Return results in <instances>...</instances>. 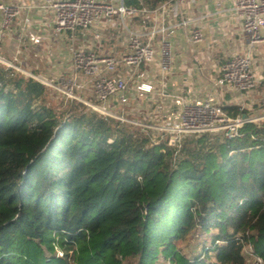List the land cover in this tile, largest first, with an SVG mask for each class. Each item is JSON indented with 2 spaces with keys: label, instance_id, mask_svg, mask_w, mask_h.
<instances>
[{
  "label": "trees",
  "instance_id": "trees-1",
  "mask_svg": "<svg viewBox=\"0 0 264 264\" xmlns=\"http://www.w3.org/2000/svg\"><path fill=\"white\" fill-rule=\"evenodd\" d=\"M44 88L0 65V264H246L247 243L264 258V120L176 154L90 107L36 103Z\"/></svg>",
  "mask_w": 264,
  "mask_h": 264
},
{
  "label": "built area",
  "instance_id": "built-area-1",
  "mask_svg": "<svg viewBox=\"0 0 264 264\" xmlns=\"http://www.w3.org/2000/svg\"><path fill=\"white\" fill-rule=\"evenodd\" d=\"M184 1L167 0L155 8H149L143 4L128 5L124 0H42L40 7L51 12L56 33L91 29L105 20L116 18L123 22L128 31V49L123 55H100L94 50H84L74 45L70 47L72 73L66 76L53 72L56 81H42L72 97H75L76 91H83L91 86L95 102H86L100 114L110 116L112 101L129 103L134 98L145 96L153 88L149 83L140 82L134 95L129 88L131 76L120 74L118 71L121 67H128L135 73L141 65L154 63L157 58L158 69L163 78L172 68L171 38L178 28L186 31V40L190 44H199L204 40L203 29L196 23V19L185 15ZM28 9L30 5L0 2V44L9 35L18 16ZM233 13L239 19L243 31L249 35L250 48L234 54L222 64L216 85L244 94L255 89L259 82L251 48L256 43L264 42V0H234ZM134 17L140 19L139 24L135 28H129L125 23L126 18ZM31 40L38 42L39 38L31 36ZM0 62L6 63L8 68L20 70L11 60L5 61L0 57ZM250 119L245 114L231 116L222 103L211 99L182 100L181 108L172 117V122L162 127L166 135L162 139H166L177 154L189 135L222 130L224 137L233 138L240 135V127ZM55 249L58 256L64 255L58 245H55ZM72 253L70 251L68 264H75ZM243 254L249 264H264V258L254 250L251 243L244 245Z\"/></svg>",
  "mask_w": 264,
  "mask_h": 264
},
{
  "label": "crops",
  "instance_id": "crops-1",
  "mask_svg": "<svg viewBox=\"0 0 264 264\" xmlns=\"http://www.w3.org/2000/svg\"><path fill=\"white\" fill-rule=\"evenodd\" d=\"M0 2L13 5H30L28 11H23L18 16L7 36L18 37L15 39L17 46H21L24 50L23 59L19 55L18 67L25 71L28 70L20 65V61L25 63L29 59L36 64V67L33 68H39L40 73L46 72L42 67L48 65L51 73L70 74L72 72L70 51L72 44L80 49L94 50L100 55L121 56L127 52V33L116 19L105 20L91 29H79L74 33H56L51 12L40 7L42 0H0ZM233 7L234 0L184 1L183 11L185 15L196 19V23L203 29L204 40L199 44L188 43L186 31L183 28H178L171 38L175 60L163 87L165 96L168 98L166 99L168 103L166 106L169 105L174 96L178 98L179 109L175 115L181 108L180 102L182 100L203 101L211 99L214 102L222 103L224 106H242L255 122L264 120V42L256 43L251 48L254 69L260 84L259 89L256 86L257 88L252 91L239 94L226 86L216 85L222 64L234 54L250 48L249 35L243 31L239 19L233 13ZM138 24L139 22L136 23L132 19H128L127 26L129 28H135ZM108 27L112 28L110 35L103 33L104 29ZM31 36L39 38V42H33ZM22 37L24 38L21 41ZM103 37H114V43L108 45L102 39ZM120 37L125 38L120 40ZM0 57L9 61L1 54ZM154 63H158L157 58ZM128 70L133 71L128 67H121L118 72L126 75ZM132 74L133 72H130L128 76H132ZM140 82H146L153 86L150 80H137L130 89L134 95L136 94L135 88ZM90 90L92 91L91 88ZM147 94L150 96L152 92ZM111 103L122 104L117 100ZM168 114L171 113L168 112Z\"/></svg>",
  "mask_w": 264,
  "mask_h": 264
},
{
  "label": "rangeland",
  "instance_id": "rangeland-1",
  "mask_svg": "<svg viewBox=\"0 0 264 264\" xmlns=\"http://www.w3.org/2000/svg\"><path fill=\"white\" fill-rule=\"evenodd\" d=\"M131 19L136 23L139 22V18L134 17ZM116 20L119 21L120 25L122 26V29L125 30L126 33H128L123 22L118 18H116ZM127 22H128V18H126L125 23L127 24ZM103 33L110 35L112 33V28L111 27L105 28ZM17 38L18 37H6L4 41L0 44V54L1 56L3 55V57L9 59V61L11 60L13 64L19 66V55L20 58L22 56L23 59L24 50L22 49L21 46H17L16 43L17 40H15ZM23 38L24 37L21 38V41L23 40ZM124 38L125 37H120L119 39L121 40ZM102 39H104V41H106L108 45H112L114 43V37H103ZM71 46L74 45L72 44ZM120 49L122 48L120 47ZM14 58H16V60H14ZM174 60H175V55H173L172 57V63L174 62ZM0 65L2 67H5V69H9V70L13 69V68H8L7 64L4 62H0ZM20 65L26 67L28 71H25L21 67H19L20 70H14V69L13 70L21 75H24L25 77H30L40 82L43 79H47L52 82L57 80L56 76L52 75L51 73L52 71L49 70L48 65H45L43 67L41 66L46 70V72L43 73H40L39 68H33L36 67V64L33 63L32 60L27 59L25 63L23 62L21 63L20 61ZM149 65L147 64L141 65L139 67V70H137L135 73L132 74L131 79L129 81V88L131 89V86L134 85V83L137 80H150L153 83V88L151 91L152 95L148 96L147 94L140 98H134L129 103H125L121 105L111 103L109 112H110V117L119 119L125 124L126 123L132 124L134 127L142 131L145 135H148L152 141L158 142L160 139H162V137L164 136L166 137L162 127L167 126L169 125V123L172 122V117L175 116V113L179 109L178 107L179 101L177 96H174V98L171 99L172 101L168 105L169 107L166 106L168 104L166 99L168 98H166L165 96L163 86L166 83V77L168 76L171 69L162 78V75L160 74L158 69V64L152 63ZM130 72L132 73V71L128 70V72L125 74L129 75ZM61 74L69 76L68 73H61ZM42 83L45 86V88L43 90L42 96L40 97L37 96L39 95V93L37 92L36 103H39V101L43 100L47 104L54 107L58 113H65V111L72 112L76 109H80L83 107L89 108L90 106L86 101L91 103L95 102L94 94L90 90L91 86H89L87 89L83 91H76L74 94L75 97H72L63 90L55 88L50 83H46L43 81ZM257 87L259 89L260 84L257 85ZM168 112H170L171 114H168ZM205 133H207L213 139L215 137L222 135V130H214L212 132H205ZM189 242H190L189 245L184 246L183 249L187 255L191 256L192 254L195 255L198 252H200L201 240L198 239V235H196L194 239L190 240ZM161 261L162 258L160 257L158 264H162ZM122 264H132V262L126 260L123 261ZM246 264H249V261L247 259H246Z\"/></svg>",
  "mask_w": 264,
  "mask_h": 264
}]
</instances>
